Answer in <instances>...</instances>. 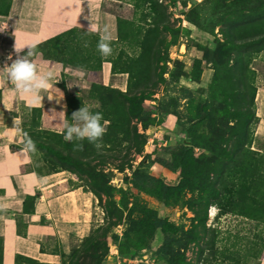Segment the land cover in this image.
Segmentation results:
<instances>
[{
	"label": "rangeland",
	"instance_id": "374dc122",
	"mask_svg": "<svg viewBox=\"0 0 264 264\" xmlns=\"http://www.w3.org/2000/svg\"><path fill=\"white\" fill-rule=\"evenodd\" d=\"M101 5L115 17L112 54L102 57L96 47L100 33L83 28L65 30L45 49L35 46L36 54L61 68L54 85L65 106L16 113L47 170H63L66 187L80 186L95 198L91 230L70 240L60 264L91 251L96 257L91 264H166L155 254L166 230L157 229L154 218H166L176 231H192V206L201 209L196 202L207 207L206 236L215 229L219 239L238 234L249 242L261 231L264 239V131L258 118L264 45L250 46L242 38L251 30L249 19L233 17L249 15L252 4L102 0ZM228 29L236 33L231 45L222 36ZM77 67L86 70L83 79L73 75ZM241 72L246 82L236 76L225 82V76ZM83 103L95 105L109 122L99 149L87 140L63 138L56 113L64 111L71 121ZM46 146L52 151L42 150ZM45 234L58 250L55 236ZM187 256L195 257L191 251ZM14 264L39 262L15 257Z\"/></svg>",
	"mask_w": 264,
	"mask_h": 264
},
{
	"label": "crops",
	"instance_id": "0c3cea01",
	"mask_svg": "<svg viewBox=\"0 0 264 264\" xmlns=\"http://www.w3.org/2000/svg\"><path fill=\"white\" fill-rule=\"evenodd\" d=\"M101 4L102 0H11L8 14L0 15V67L17 58L14 46H37L67 29L88 30L89 23L100 29L115 28V17ZM27 50L25 47L20 55ZM32 59L39 70H52L56 77L61 71L39 54ZM41 95L42 106H30L14 93L11 83L0 86V133L13 127L21 108H64V97L51 92ZM258 118L264 131V105ZM11 136H0V199L8 204L0 211V264H14L16 255L41 264H60L62 255L70 251V240L79 241L91 230L95 198L80 186L66 187L63 170L49 172L42 152H37L31 163L18 159L15 154L21 145ZM33 173L47 177L46 183L34 185ZM45 231L55 236L58 250L47 244Z\"/></svg>",
	"mask_w": 264,
	"mask_h": 264
},
{
	"label": "trees",
	"instance_id": "16d2710c",
	"mask_svg": "<svg viewBox=\"0 0 264 264\" xmlns=\"http://www.w3.org/2000/svg\"><path fill=\"white\" fill-rule=\"evenodd\" d=\"M247 1V2H246ZM11 0L4 5L3 1L0 0V15L5 16L8 14L9 6ZM236 4L245 5L246 3L252 4L251 9L247 11L250 12L249 15H244L242 12H237L233 17L249 19L251 24V30L248 32L246 37L248 38V43L250 46H258L260 44L264 45V0H235ZM222 36H224V42L226 44H233L236 40V33L231 30H224ZM62 34V33H61ZM61 34L57 35L55 38L49 39L39 46L41 49H45L47 45H50L52 41L60 39ZM57 48L55 47L54 50ZM43 51V50H42ZM49 60L50 58L47 57ZM233 68H231L232 70ZM235 74V73H233ZM235 76L240 78V80L245 81V74L241 72V75H233L224 77L225 82L233 81ZM255 94L253 92L250 99V109L254 105ZM244 117L250 120V115L244 114ZM254 117V115H253ZM249 123V122H248ZM247 131V128L244 129ZM245 135H243V138ZM50 147H42V150L47 153L52 151ZM57 170V169H56ZM98 184H96V187ZM89 192V191H88ZM219 192V191H218ZM196 206H201V209L192 206V213L194 215V222L196 225L193 226L194 230L189 232H183L182 230L176 231L171 225L168 224L166 218H154V226L166 230L162 243L155 250V254L163 258L166 264H248V259L255 260L254 264H260L264 259V239L263 233L261 231H255L252 240L247 241L245 237H239L238 234L234 236H228L226 246L223 245L225 239L218 238V232L214 230L209 231V235L206 236V222H207V207L199 202H196ZM201 204V205H200ZM143 214L155 215L154 211L149 209H142ZM258 227V225L256 226ZM201 234H205L203 237ZM90 236H87L85 241H89ZM244 242V244H243ZM240 244L243 247L242 252L236 250L234 253L231 248H236ZM219 245H222L220 247ZM93 247L94 244H90ZM93 249V248H92ZM191 251L195 255L194 258L188 257L187 253ZM206 253V255H205ZM18 258H25L19 255L15 256ZM96 259L95 255L91 251L84 252L80 260H75L72 264H91L92 260ZM36 261V260H35ZM41 264V263H39Z\"/></svg>",
	"mask_w": 264,
	"mask_h": 264
},
{
	"label": "clouds",
	"instance_id": "9594fccd",
	"mask_svg": "<svg viewBox=\"0 0 264 264\" xmlns=\"http://www.w3.org/2000/svg\"><path fill=\"white\" fill-rule=\"evenodd\" d=\"M88 30L100 33L96 46L97 51L102 57L110 56L113 52L111 47L112 35L107 26L100 29L97 24L89 23ZM25 47L28 49L26 54L20 55ZM14 50L17 53V58L10 65L5 64L0 67V86L11 83L14 93L27 100L30 106H42V92H51L63 98V93L53 87L57 83H53L56 73L52 70H39L33 61L32 57L36 54L35 45H26L19 48L14 46ZM8 59L11 60L12 57L9 56ZM72 71L73 75L80 79H83L86 75V70L83 67H77ZM94 107L93 104L83 103L78 110L72 113L71 121L66 117L64 111L56 113L53 110V113L61 117L62 134L65 141L82 142L87 140L97 149L102 147L100 141L106 133V125L109 122L103 119L101 112L94 111ZM8 133L12 134L11 138L14 142L18 141L21 145L19 153L15 154L17 158L31 163L38 150L28 132L23 130L21 121L14 118L13 127L11 129L6 127V132L0 133V136ZM77 147L79 148L81 145L77 144ZM32 176L36 186H43L48 179L36 173H33ZM7 207L8 204L0 199V211Z\"/></svg>",
	"mask_w": 264,
	"mask_h": 264
}]
</instances>
